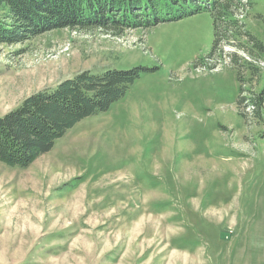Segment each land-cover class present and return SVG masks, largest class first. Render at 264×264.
Masks as SVG:
<instances>
[{"label":"rangeland","instance_id":"obj_1","mask_svg":"<svg viewBox=\"0 0 264 264\" xmlns=\"http://www.w3.org/2000/svg\"><path fill=\"white\" fill-rule=\"evenodd\" d=\"M241 1L228 42L203 11L0 45V117L81 72L143 69L27 168L0 162V264H264V0Z\"/></svg>","mask_w":264,"mask_h":264},{"label":"trees","instance_id":"obj_2","mask_svg":"<svg viewBox=\"0 0 264 264\" xmlns=\"http://www.w3.org/2000/svg\"><path fill=\"white\" fill-rule=\"evenodd\" d=\"M240 7L241 0H0V45L24 44L56 29L119 36L203 11L212 17L215 37L219 28L220 40L228 42L237 33L235 12ZM142 71H84L31 95L0 117V162L27 168L76 123L106 112L123 98ZM253 103L259 106L256 99Z\"/></svg>","mask_w":264,"mask_h":264}]
</instances>
